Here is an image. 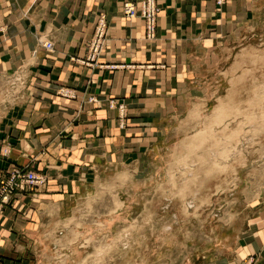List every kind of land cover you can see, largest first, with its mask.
<instances>
[{
  "label": "crops",
  "instance_id": "1",
  "mask_svg": "<svg viewBox=\"0 0 264 264\" xmlns=\"http://www.w3.org/2000/svg\"><path fill=\"white\" fill-rule=\"evenodd\" d=\"M141 1L0 0V184L16 170L47 179L42 188L18 191L0 213L2 252L31 242L52 253L39 220L61 218L66 204L81 203L94 188L119 196L121 174L136 158L145 160L158 138L178 132L184 109L213 91L226 52L242 44L249 18L264 3L158 0L157 38L148 41L143 18L123 13L126 2ZM101 14L109 23L107 44L89 63ZM61 88L75 96L60 95Z\"/></svg>",
  "mask_w": 264,
  "mask_h": 264
},
{
  "label": "rangeland",
  "instance_id": "2",
  "mask_svg": "<svg viewBox=\"0 0 264 264\" xmlns=\"http://www.w3.org/2000/svg\"><path fill=\"white\" fill-rule=\"evenodd\" d=\"M256 8L213 91L184 109L178 132L158 138L145 160L121 174L119 196L91 189L81 203L66 204L61 218L39 220L52 253L29 242L25 250H0V264L264 261V3ZM40 187L16 188L0 213L18 191Z\"/></svg>",
  "mask_w": 264,
  "mask_h": 264
},
{
  "label": "built area",
  "instance_id": "3",
  "mask_svg": "<svg viewBox=\"0 0 264 264\" xmlns=\"http://www.w3.org/2000/svg\"><path fill=\"white\" fill-rule=\"evenodd\" d=\"M228 0H217L219 6H223ZM123 13L126 17L134 19L142 17L145 23L146 39L154 41L157 38L159 7L157 0H142L140 3L126 2L123 6ZM109 23L106 14H101L98 17L97 25L92 39L89 41V56L86 60L89 63H96L98 57L103 53L108 39ZM45 48L53 51L54 42L50 39L42 41ZM118 66V65H117ZM110 68H115L116 65H110ZM60 95L65 97L75 96L73 91L66 88H61ZM115 107L116 103L112 102ZM121 118L125 117V106L123 104L117 105ZM47 182L45 176L35 171L16 170L12 172V176L8 183L3 184L0 191V208L1 205L8 204L11 196L9 193L16 190V188H25L27 185L33 187L44 186ZM2 209V208H1ZM0 209V210H1Z\"/></svg>",
  "mask_w": 264,
  "mask_h": 264
},
{
  "label": "bare ground",
  "instance_id": "4",
  "mask_svg": "<svg viewBox=\"0 0 264 264\" xmlns=\"http://www.w3.org/2000/svg\"><path fill=\"white\" fill-rule=\"evenodd\" d=\"M224 111V110H223ZM216 116V115H215ZM221 117V116H220ZM215 119V118H214ZM209 134V133H208Z\"/></svg>",
  "mask_w": 264,
  "mask_h": 264
}]
</instances>
